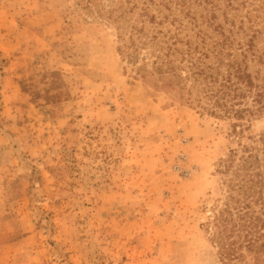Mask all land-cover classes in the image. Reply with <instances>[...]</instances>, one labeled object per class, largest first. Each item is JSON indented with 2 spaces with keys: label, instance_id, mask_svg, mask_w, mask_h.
I'll return each mask as SVG.
<instances>
[{
  "label": "rangeland",
  "instance_id": "obj_1",
  "mask_svg": "<svg viewBox=\"0 0 264 264\" xmlns=\"http://www.w3.org/2000/svg\"><path fill=\"white\" fill-rule=\"evenodd\" d=\"M122 47L82 0H0V264L212 263L229 122Z\"/></svg>",
  "mask_w": 264,
  "mask_h": 264
},
{
  "label": "trees",
  "instance_id": "obj_2",
  "mask_svg": "<svg viewBox=\"0 0 264 264\" xmlns=\"http://www.w3.org/2000/svg\"><path fill=\"white\" fill-rule=\"evenodd\" d=\"M82 1L113 25L135 72L172 75L179 99L228 120L236 146L219 159L222 192L200 228L211 264H264V128L250 132L264 116V0Z\"/></svg>",
  "mask_w": 264,
  "mask_h": 264
}]
</instances>
